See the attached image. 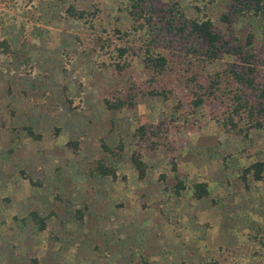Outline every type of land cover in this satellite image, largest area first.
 <instances>
[{
    "label": "rangeland",
    "instance_id": "1",
    "mask_svg": "<svg viewBox=\"0 0 264 264\" xmlns=\"http://www.w3.org/2000/svg\"><path fill=\"white\" fill-rule=\"evenodd\" d=\"M156 1L160 4L178 1L188 15H194L197 4L196 0ZM120 2L0 0V40L7 39L11 45L9 53L2 52L3 48L0 47L1 119L8 115L9 133L19 136L21 131L17 128H21L22 122H28V118L39 119L38 116L19 115L18 109L21 111L25 105L40 106L42 112L47 110V124L56 120L51 116L56 112H67L68 115V110H72L73 117L78 113L87 122L83 124L98 130V138L89 145L88 150L85 149L90 153L87 160L91 164L92 176H98L93 173L95 169L100 176L104 167L114 169L116 177L111 176L116 180L113 182L110 177L109 182L121 188L132 185L134 191L131 196H126L132 198L138 208L143 206L145 210L147 207L146 216L158 219L150 229L144 223L136 222L137 241L134 238L129 241L124 238L116 240L118 234L108 229L107 224L113 209L115 212L117 210L113 208L106 212L102 218L107 220L101 226L91 225L93 234L89 233L80 245L85 247L87 243L94 242L100 248L96 254L94 252V256L90 254V264L94 259H97V263L103 259L102 251L112 249L118 252L119 249L112 248L114 243L118 244L121 253L129 246L143 251L148 247L153 253L157 249L166 252V255L159 257L161 262L154 261L152 264L177 258L185 261H179V264H205L222 252L232 253L237 248L244 251L254 249L253 243L257 241L254 237L264 238V178L256 181L250 174L245 181L242 173L255 161H264V127L252 129L248 136L226 133L209 118V105L197 110L192 117L194 125L184 123L182 114L175 111L177 100L174 97L167 99L147 94H140L136 106L109 110L105 99L128 97L135 84L139 90L149 89L150 75L139 57H135L125 70L115 69L102 56L101 45L107 35L68 17L65 10L70 5L88 10L98 6L111 37L117 40L114 30L119 24L117 19H121L122 28L131 24L129 14L119 9ZM230 4L231 0H218L208 10L210 17L226 33L227 24L223 22L222 15L229 10ZM234 26L242 37L243 45L250 34L254 35L256 47L264 44L263 18L244 19L237 16L234 17ZM233 61H239V58L224 54L210 70H220ZM64 105H67L65 110ZM173 115H177L176 124L179 125L173 136L177 150L170 151L163 147L144 152L146 174L140 178L131 160L136 148L133 137L135 129L142 122L157 124L163 119L170 120ZM68 122L71 125V121ZM62 139L63 135H60L59 140ZM81 141L71 140L67 144L73 150L74 157L83 155L82 148L87 143L82 146ZM201 182L208 185L210 194L197 198L195 185ZM145 186L155 191V205L142 202ZM108 188L100 192L105 203L119 206L120 200L117 199H123V194L118 198L117 186H113V193L110 185ZM130 198H127L129 202ZM135 216L141 221L144 214ZM174 226L177 227L175 234ZM143 232L148 236L142 235ZM173 250L179 257L167 255ZM181 253H185V256L181 257ZM80 254L85 256L86 252ZM135 254H132L133 257L143 263V252L138 257ZM231 261L232 258L229 259ZM145 263L149 264V261Z\"/></svg>",
    "mask_w": 264,
    "mask_h": 264
},
{
    "label": "trees",
    "instance_id": "2",
    "mask_svg": "<svg viewBox=\"0 0 264 264\" xmlns=\"http://www.w3.org/2000/svg\"><path fill=\"white\" fill-rule=\"evenodd\" d=\"M216 1L196 0L194 15H188L178 1L160 4L156 0H121L119 9L129 14L131 24L122 28L121 19H117L119 24L114 29L117 40L111 37L98 6L94 10L81 9L76 5L67 7L65 14L68 17L107 35L101 45L102 56L115 69L123 71L135 57H139L150 75L149 89L139 90L135 84L128 97L105 99L106 107L117 111L136 106L140 94L167 99L174 97L177 100L175 111L182 114L184 123L194 125L192 117L197 110L209 105V118L226 133L248 136L252 129L263 128L264 44L256 47L254 35L250 34L243 45L242 37L234 26V17L264 19V0H231L229 10L222 15L227 33L208 13ZM0 47L4 53L11 51L7 39L0 40ZM224 54L238 57L239 61L228 63L220 70H210ZM177 118L173 115L170 120L163 119L157 124L142 122L135 129L136 148L131 160L140 178L146 174L144 152L163 147L177 150L173 137L175 128L179 126ZM103 174L116 177L115 170L106 167ZM250 174L256 181L263 180L264 161H255L246 167L242 178L246 181ZM195 191L197 198L210 194L204 182L197 183ZM254 238L258 241L253 243L254 249L244 251L237 248L232 253L222 252L205 264H264V238Z\"/></svg>",
    "mask_w": 264,
    "mask_h": 264
},
{
    "label": "crops",
    "instance_id": "3",
    "mask_svg": "<svg viewBox=\"0 0 264 264\" xmlns=\"http://www.w3.org/2000/svg\"><path fill=\"white\" fill-rule=\"evenodd\" d=\"M65 107L67 105H64V110ZM23 109H18L19 115L28 114L39 119L27 117L28 122H22L21 128H17L21 131L19 136L9 133V116L3 120L0 117V264H90V254L94 256L100 248L94 242L87 243L85 247L80 245L89 233L93 234L91 225L101 226L107 220L102 218L103 215L113 208L117 212L113 209L109 216L112 224L109 222L107 228L118 234L116 240L134 238L137 241L136 222L144 223L147 229L152 228L158 219L146 216L147 207L145 210L143 206L138 208L129 197L134 191L132 185L121 188L109 182L110 177L113 182L116 180L111 175L100 176L96 169L93 173L98 176H92L91 164L87 160L90 153L85 149L88 150L98 138L97 129L83 124L85 120L78 113L73 117L72 110H68V115L67 112L50 114L56 120L47 124V110L42 112L40 106L31 104L23 106ZM60 135H63L62 141L59 140ZM71 140H82V146L87 143L82 148L84 156L74 157L73 150L67 145ZM108 185L111 193L113 186H117L118 198L123 194V199H117L120 200L119 206L106 204L101 196L100 192L108 190ZM144 188L142 202L155 205V191L152 187ZM135 214H144V217L140 221ZM173 230L175 234L177 227L174 226ZM112 248L119 250L102 251L103 259L98 258V263L94 259L91 264H146L147 261L152 264L161 262L159 257L166 255L159 249L156 253L150 252L148 247L143 251L129 246L123 253L118 244L114 243ZM85 252V256L80 254ZM141 252L143 263L132 255L136 253L138 257ZM167 255L179 257L176 250ZM181 255L184 257L185 253ZM179 261L178 258L169 259L161 264H179Z\"/></svg>",
    "mask_w": 264,
    "mask_h": 264
}]
</instances>
